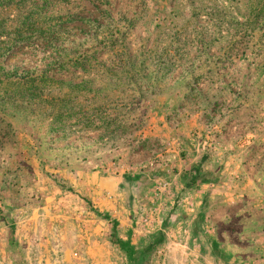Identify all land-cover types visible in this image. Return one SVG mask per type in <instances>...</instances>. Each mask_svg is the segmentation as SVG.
Masks as SVG:
<instances>
[{"label": "rangeland", "instance_id": "1", "mask_svg": "<svg viewBox=\"0 0 264 264\" xmlns=\"http://www.w3.org/2000/svg\"><path fill=\"white\" fill-rule=\"evenodd\" d=\"M92 173L60 254L264 264V0H0V183Z\"/></svg>", "mask_w": 264, "mask_h": 264}, {"label": "crops", "instance_id": "2", "mask_svg": "<svg viewBox=\"0 0 264 264\" xmlns=\"http://www.w3.org/2000/svg\"><path fill=\"white\" fill-rule=\"evenodd\" d=\"M15 162L24 164L19 159ZM94 174L67 177L72 182L69 181L71 191L61 190L60 186H53V190L46 187L53 177L20 175L12 181L14 178L5 175L0 183V264H82L84 256L60 253L61 249H76L79 241L87 244L85 239H76L77 222L73 218L78 214L85 220L91 216L86 200H90L92 190L106 193L108 189L109 179ZM199 215L197 210L196 217ZM91 259L108 263L107 257ZM236 259L228 258L242 264Z\"/></svg>", "mask_w": 264, "mask_h": 264}, {"label": "trees", "instance_id": "3", "mask_svg": "<svg viewBox=\"0 0 264 264\" xmlns=\"http://www.w3.org/2000/svg\"><path fill=\"white\" fill-rule=\"evenodd\" d=\"M148 251L150 252L151 251V249H148ZM144 253V252H143ZM143 253H139V254H143ZM139 258H141V256H139V257H136V256H134L132 259H130L131 260V262H136L137 261V259H139ZM135 264V263H134Z\"/></svg>", "mask_w": 264, "mask_h": 264}]
</instances>
